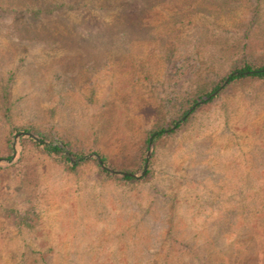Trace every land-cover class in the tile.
<instances>
[{
	"label": "rangeland",
	"instance_id": "1",
	"mask_svg": "<svg viewBox=\"0 0 264 264\" xmlns=\"http://www.w3.org/2000/svg\"><path fill=\"white\" fill-rule=\"evenodd\" d=\"M243 62L264 0H0V264H264L261 81L144 145Z\"/></svg>",
	"mask_w": 264,
	"mask_h": 264
},
{
	"label": "trees",
	"instance_id": "2",
	"mask_svg": "<svg viewBox=\"0 0 264 264\" xmlns=\"http://www.w3.org/2000/svg\"><path fill=\"white\" fill-rule=\"evenodd\" d=\"M256 79L261 81L264 84V65L261 66H251L247 62H243L239 68L233 69L229 74L222 78V80L215 85L208 93H205L202 96H199L195 100L190 102V109L183 113L178 121H171L167 127H158L156 129L150 130L147 132L146 137L144 139V145L146 150L149 148H153L163 137L173 134L177 129H179L183 124L188 121L189 116L194 113L201 104H209L215 99L220 92L229 84L240 80H250ZM18 136L16 141H21L23 139L30 141L35 147L39 148L48 156H51L55 159H63L65 162H70L69 157L63 151V144H47L45 143L46 137H41L37 133L33 132L30 129L25 128H10V137L13 139L14 137ZM11 145V144H10ZM11 151H13V147H9ZM70 156L75 157L71 153ZM152 156V153H151ZM11 160V156L7 158V161ZM102 174L109 176V177H116L124 182H136L138 179L143 180L149 175V170L147 169V160L145 155L141 160L142 165L146 164V169L142 166L141 169L143 170V174L139 178H135L131 173H119L115 174L105 167V159L100 157L99 159L95 160L92 159ZM75 167V166H74ZM73 169V167H71Z\"/></svg>",
	"mask_w": 264,
	"mask_h": 264
},
{
	"label": "water",
	"instance_id": "3",
	"mask_svg": "<svg viewBox=\"0 0 264 264\" xmlns=\"http://www.w3.org/2000/svg\"><path fill=\"white\" fill-rule=\"evenodd\" d=\"M148 157H149V153H147V157H146V159H148ZM146 169V165L144 166V170Z\"/></svg>",
	"mask_w": 264,
	"mask_h": 264
}]
</instances>
